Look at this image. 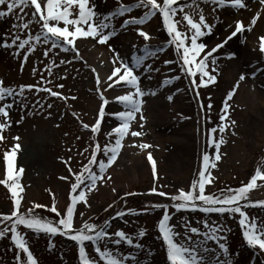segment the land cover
<instances>
[{
    "label": "rangeland",
    "instance_id": "obj_1",
    "mask_svg": "<svg viewBox=\"0 0 264 264\" xmlns=\"http://www.w3.org/2000/svg\"><path fill=\"white\" fill-rule=\"evenodd\" d=\"M245 1L259 3V0ZM133 2L134 0H90V4L94 3L98 12L105 14L113 11L121 3ZM190 2L191 0H178L181 4ZM200 6L204 8L206 18L214 24L212 33L201 38L209 47L224 40L234 30L236 20L247 25L257 11L261 15L263 13L259 6L256 10L227 7L217 8L216 12L209 16L210 7L203 3ZM25 11L28 12V9ZM144 11L145 9H135L132 13L115 17L113 25L116 35L108 44L125 58H130L133 53L143 54L141 50L146 44L153 49H163L145 61V65L150 66L151 71L145 66L136 69L137 74H141V88L146 92H156V95H149L152 105L150 114H144L142 128L138 126L137 114V121L132 122L131 130L143 134L137 137L129 134L123 139L117 159L106 172L110 179L106 183L98 182L97 189L87 193V205L82 202L76 205L73 225L78 228L84 220L100 225L108 220L109 232L122 229L133 236L134 241L137 240L136 234L139 230L144 229L145 235L138 239L142 248L135 249L125 243L109 244V247L119 248L121 253L136 256L138 264H169L166 247L158 230V222L164 210L152 207L154 204H168V211L172 217L170 223L176 226L177 232L183 233L186 221L202 230L203 225L197 221L208 220L209 223L215 221L225 229L221 235L226 237L225 242L233 264H264V251L249 247L244 240L238 214L233 216L227 213L206 214L199 210L177 212L169 200L178 189L190 188L191 181L198 175L204 151L214 158V148L206 144V132L220 123L219 115L222 113L227 92L231 90L241 73L245 74V80L240 82L229 101L231 107L228 109V118L236 122L234 126L236 134L232 135L228 130L223 134H217V139L219 135H223L226 142L222 143L219 149L221 159L219 161L213 159L216 164V167L211 168L214 180L213 183L206 185V194L220 195L221 190L235 189L247 184L257 166L264 164V107L261 105L262 99L264 100V54L258 50V37L264 35V23L259 25L258 18L251 31L246 30L229 40L224 48L219 50L216 81L197 89L190 83V78L181 71V62L174 46L167 43L170 38L159 14L142 26H134L143 27L149 33L148 41L140 37L134 27L121 28L123 19L132 15L140 16ZM185 11L190 9L185 7ZM29 17L30 13L29 16H25V20ZM179 18L178 13L177 19ZM17 23L12 15L0 18V39L6 38L7 33L19 34L24 38L28 31L33 35L38 31V27L33 24L30 29L17 33L14 28ZM81 39L83 38L76 40V45ZM83 41L82 46L87 48L86 51L91 49L89 46L102 45L91 38ZM108 44L103 45L110 62V67L107 68L110 72L113 53ZM47 47L50 45L37 44L35 51L28 54L27 61L23 59L24 50L16 56L13 54L14 48L0 47V80L5 86H11L19 92L20 85L32 84L40 89L51 88L67 97L66 100L53 97L46 91H37L33 88L25 89L23 95L8 97L0 102L13 105L9 111L11 124L3 132L6 139L0 141V180L5 179L3 152L19 143L20 149L16 155L15 165L17 169L23 168L18 180L23 189L18 190V196L22 197L21 211L33 207L34 204L45 205L47 207L35 209L36 214L55 221L58 218L50 210L53 201L58 211L63 214L70 202V185L75 182V177L68 168L71 167L73 172L81 170L82 165L87 163L94 143L98 142L103 149L105 143L114 142V136L106 135L118 124L117 118L111 113L123 108L113 98L131 89L127 87L118 88L116 91L107 89L105 80L100 78L99 89L110 101L105 106L101 130L94 135L90 128L85 129L82 126L84 123L90 126L94 123L102 103L97 91L96 75L89 72L92 68L91 62L82 55L81 49L77 56L73 55L72 50L65 52L53 49L48 57H44L42 51ZM228 52H235V57L240 53L242 56L239 60L242 62L238 68H232L230 74L226 75L225 68L232 66L235 59L225 58L224 54ZM52 60H55L58 66L52 69L53 74L49 76L44 66ZM60 60L69 63L60 64ZM165 61L172 62L165 64ZM212 67L209 62V69ZM254 71L256 76L253 78L250 74ZM177 76L180 78L172 79L167 85L162 83L165 78ZM57 85L63 87L58 88ZM169 95L172 96L171 100L167 99ZM201 104L204 105L203 108ZM209 104L210 110L207 107ZM17 121L19 123H16ZM0 122H3L2 118ZM184 126L192 129L187 132L183 129ZM199 135L203 140L201 147L198 144ZM13 137H19V140H13ZM176 137L183 140L178 141ZM145 143L150 147L146 149L139 147ZM145 153L147 154L144 155ZM148 153H151L156 164L155 178ZM100 158H103L102 153L98 154V159ZM257 184L258 187L250 191L249 198L253 194H259L261 197L264 193V181L258 179ZM153 187L157 189V193L150 191ZM159 192L169 194L168 198L158 195ZM241 207L249 218H257V223L264 221V206H249L246 203ZM12 209L13 201L8 187L0 184V213L10 214ZM128 209H135V214H128ZM117 211H123L125 215L116 216ZM80 213H83L82 217ZM7 223L0 224V229L6 227ZM19 230L26 234L30 250L40 264H80L76 241L64 236L35 233L23 226H20ZM209 246L216 247L211 242ZM86 251L90 258L97 259L90 242L86 246ZM15 252L16 249L9 238L0 239V264H17Z\"/></svg>",
    "mask_w": 264,
    "mask_h": 264
},
{
    "label": "snow or ice",
    "instance_id": "obj_2",
    "mask_svg": "<svg viewBox=\"0 0 264 264\" xmlns=\"http://www.w3.org/2000/svg\"><path fill=\"white\" fill-rule=\"evenodd\" d=\"M203 3L210 7L209 16H212L217 8L231 7L233 9H244L247 7L245 0H191L188 4L178 3V0H134L130 4H119L117 8L109 13H101L96 10L95 4H90V0H0V18L12 15L18 21L14 25L16 32H24L30 29L31 25H36L38 31L33 35L28 31L24 38L19 34L7 33L6 38L0 39V47L15 49L14 55L19 56L21 50H24L23 59L27 61L28 54L35 51L37 44L50 45L44 48L42 55L48 57L53 49H60L65 52L72 50L76 55H79V50L76 47L78 38H91L98 44H108V41L116 35L113 20L117 16H124L126 13H132L135 9H145L140 16H128L123 19L121 28L128 29L134 26H142L147 23L153 16L159 14L162 18L163 26L170 38L167 43L169 46H174L175 53L179 58L181 71L186 77L190 78V83L199 88L207 86L216 81L218 72L216 67L217 58L220 55L219 50L224 48L229 40L237 37L238 34L244 33L246 30L251 31L256 24L261 13L257 11L252 17L249 24L236 20L234 22V30L228 34L224 40L209 47L201 38L205 35H210L213 31L214 24L205 16L204 8L200 5ZM259 5L264 6V0H259ZM185 7L190 11H185ZM28 9V12L25 11ZM25 20V16H29ZM180 18L177 19V14ZM232 27V25H229ZM181 28L184 30L182 31ZM136 33L145 41L150 39L149 33L143 27H134ZM113 56L111 60L112 68L110 74L107 75L104 84L107 89L116 91L118 88L127 87L131 89L124 94L114 96V100L122 105L123 110L111 113L114 115L118 124L112 127L106 135L114 136V142L105 143L103 149L97 142L92 146V151L87 163L82 165L81 170L73 172L69 167L68 171L75 177V182L70 185V202L66 205V210L63 214L55 206V201L50 208L52 213H55L59 219L51 220L40 215H37L35 209L47 207L45 205L34 204L33 207L25 211H21L22 197L18 196V190L23 191L22 186L18 183L20 174L23 168H16L15 160L20 144L15 143L12 147L3 152L2 159L5 164V179L0 180V184L8 187L12 201L13 209L10 214L0 213V224L5 222L7 226L0 229V239L9 238L12 242L15 252V260L17 264H38L30 250L26 234L19 230L23 226L27 230L35 233H45L48 235H68L73 241L79 245V260L81 264H138V258L132 254H124L119 251V248H111L109 244L120 245L125 243L135 249L142 248L138 239L145 235V230L140 229L136 234L137 240L134 241L133 236L127 234L122 229H117L114 232L108 231L110 221L106 220L103 224L91 223L84 220L77 228L74 227V215L76 205L80 202L87 205V193L97 189L98 182L106 183L110 176L106 175L107 169L117 159L118 153L122 148L123 139L129 134L133 137L141 136L140 131L131 130L133 121H137L139 127H143L145 117L142 113L143 96L156 95L155 91H145L140 86V75L136 69L142 66L152 69L145 65V61L149 57H154L157 51L163 49H153L150 45H145L141 50L143 54L133 53L130 58L120 56V54L108 44ZM135 47V45L133 46ZM207 49V51H205ZM258 50L264 54V35L258 37ZM216 54V55H214ZM235 52L225 53V58L235 57ZM172 61H165V64ZM209 62L213 65L209 69ZM60 64L69 63V61L60 60ZM55 60L46 64L45 70L51 76L52 69L57 67ZM35 72V69H33ZM95 73V68L92 69ZM251 77L256 76V72H252ZM43 79V77H41ZM180 77L165 78L162 83L167 85L172 79ZM245 80V74L241 73L239 79L233 85L231 90L227 92L226 99L223 104L222 113L219 115L220 123L211 127L207 132L206 144L213 147L215 150L214 158L207 151L202 155V167L198 170V175L191 181L190 188L185 190L178 189L176 194L170 196L172 207L177 212L181 210L201 211L203 213H219L229 214L233 216L239 215V225L243 229V238L247 245L251 248H258L264 251V221L257 223V218H249L246 211L240 205L241 201H246L249 206H264V199L251 200L249 193L251 190L258 187L257 180L264 181V164L258 165L247 184L232 189L221 190L220 195L215 193H207L206 185L213 183L214 178L211 174V168L216 167L213 162L219 161L221 155L219 152L222 143H225L223 134L226 130L235 135L234 126L235 120H230L228 109L231 107L229 101L232 99L236 89L241 81ZM198 81V82H197ZM50 83V81H46ZM97 91L99 92L102 101L98 109V116L94 123L90 126L84 123L82 126L85 129L91 130L92 134H97L101 130V122L105 117V106L109 104L99 86L101 80L99 75H96ZM56 87L62 88L63 85ZM37 91L43 90L48 92L53 97L67 99L60 92L53 91L51 88L40 89L37 85H20L19 92L11 86H5L0 80V102L5 101L8 97L23 95L25 89ZM199 95V93H196ZM75 99V97H72ZM167 99L171 100L169 95ZM11 103L0 104V141L6 139L3 135L10 124L9 111L12 109ZM51 107V105H49ZM203 108L204 105L201 104ZM208 109H211L209 104ZM210 119V117H209ZM16 123H19L17 121ZM13 140L18 141L19 137H13ZM140 148L146 149L150 147L148 144H140ZM103 158L98 159V154ZM71 159V158H69ZM148 160L152 162V171L154 178L156 177V164L151 155L148 153ZM61 179H67L61 177ZM115 191V189H113ZM152 193H157V189L153 187L150 190ZM158 195H169L164 192H159ZM112 207V205H109ZM154 208H163V214L158 222V230L162 241L166 247V257L169 264H233L231 254L229 253L226 244V237L221 233L225 230L222 225H218L215 221L209 223L208 220L197 221L203 225V230L200 227H194L188 221L183 225V233L175 230V225L171 224L172 217L169 214L168 204H154ZM135 209H128V214H135ZM81 217L83 213H80ZM116 216L123 217L125 212L117 211ZM10 233V236H9ZM85 242H91L94 252L98 259L90 258L86 251ZM214 243L216 247H210L209 243ZM103 245V247H101ZM21 253L24 254V259H21Z\"/></svg>",
    "mask_w": 264,
    "mask_h": 264
},
{
    "label": "bare ground",
    "instance_id": "obj_3",
    "mask_svg": "<svg viewBox=\"0 0 264 264\" xmlns=\"http://www.w3.org/2000/svg\"><path fill=\"white\" fill-rule=\"evenodd\" d=\"M245 2L247 4V7L246 8H248V10H249V8H251L253 10H256L258 8V6H259V9L263 10V13H262V15H260L259 21H258V24L259 25L260 24H263L264 23V8L261 7L258 2H254V3L253 2L252 3H249L247 1H245ZM259 25H257V26H259ZM82 42H84L83 39H81L80 43L79 42L77 43L76 47L78 48V50L81 49L82 55L84 57H86L87 59H89V61L91 62V65H92L91 67L92 68H91V70L89 72L91 74H93V75H97L98 74L101 79L106 80L107 75H109V71H108L107 68L110 67V62L108 61V57H107V53H106V48L104 47V45H101V46H95L94 45V46H89L91 49L89 51H86L87 48L85 49L82 46L83 45ZM73 55L74 56H77V55H75V53H73ZM238 55L239 56H236L235 57V59L233 61L234 63L232 64V66H229V67L225 68L226 69V75L227 74H230V71H231L232 68H238L239 67L238 66L239 63L242 62V60H239V58L242 55L240 53ZM93 68H95V70H96L95 73L92 71ZM89 72H88V74H89ZM150 102H151V99H150L149 95L146 94L144 96V103L142 105V113H143V115L144 114H150V108L152 107V105L150 104ZM261 105L264 107V100L263 99H262ZM138 119H139V117H138ZM259 119L260 120H263V118H259ZM183 129L185 131L189 132V129H192V128H190V127H186L185 128V126H184ZM193 129H195V126H194ZM176 139L178 141H180V140L182 141L183 140V139H179L178 137H176ZM198 144L200 145V147L203 146V140H202V138H201L200 135L198 136ZM261 197L264 198V193L261 195ZM256 198H259V194L258 195L253 194V196L250 197L249 199H253L254 200Z\"/></svg>",
    "mask_w": 264,
    "mask_h": 264
}]
</instances>
